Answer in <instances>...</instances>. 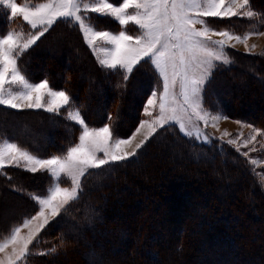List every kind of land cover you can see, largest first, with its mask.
I'll list each match as a JSON object with an SVG mask.
<instances>
[{
  "label": "trees",
  "instance_id": "16d2710c",
  "mask_svg": "<svg viewBox=\"0 0 264 264\" xmlns=\"http://www.w3.org/2000/svg\"><path fill=\"white\" fill-rule=\"evenodd\" d=\"M250 6L256 17L217 20L215 27L264 30V0ZM92 18L98 30L120 31L107 17ZM0 31H7L1 10ZM229 57L232 63L218 66L206 86L205 107L264 135V55ZM18 63L32 81L47 78L66 90L89 127L109 124L113 139L133 134L146 101L162 89L150 62L135 66L127 81L123 71L103 68L79 27L63 20ZM65 116V109L55 115L0 107V137L43 159L63 155L81 134ZM49 185L40 172L0 171V241L37 212L32 196ZM27 264H264V189L233 148L163 128L136 156L87 174L79 198L42 230Z\"/></svg>",
  "mask_w": 264,
  "mask_h": 264
},
{
  "label": "snow or ice",
  "instance_id": "6c2138e0",
  "mask_svg": "<svg viewBox=\"0 0 264 264\" xmlns=\"http://www.w3.org/2000/svg\"><path fill=\"white\" fill-rule=\"evenodd\" d=\"M0 6L10 9L12 18L21 16L31 30H36L23 32L9 28L6 32H0V106L17 110L44 109L55 115H60L61 109H65V118L81 127L78 143L70 146L65 154L47 159L37 157L7 137H0V171L8 165L23 166L33 173L46 170L52 179L43 196H32L39 205L37 214L23 221L22 226L27 228L33 221L40 220L35 231L23 239L19 235L21 227H14L0 243V252L8 244H20L18 251L13 249L14 256L8 257L7 264H16L25 259L30 254L29 245L49 223V215L56 217L62 211H67L66 206L79 198L82 178L89 174L90 169H102L110 163L136 156L137 150L158 128L178 125L185 136L195 137L202 143L210 144L217 139L203 132L198 122L203 121L206 126L211 122L216 126L228 117L203 106V89L217 62L224 65L232 63L226 51L235 47L230 41L241 43L251 35H264V32L240 35L228 29L216 30L204 19L256 17L258 14L251 9L250 0H122L120 3L110 0H23V3L0 0ZM88 13L111 17L121 26L132 23L138 27V32L133 35L126 30L118 33L97 30ZM58 19L77 25L97 56L98 63L113 72L123 69L124 81L128 80L133 68L145 60L154 66L162 78V91H153L144 109L145 114L151 117L152 111L149 109L158 106V114L150 121H141L136 132L148 125L149 133L132 151L122 148L123 145H130L131 139H113L109 124L99 128L89 127L66 90H56L47 78L32 81L19 66L18 61L23 53ZM196 25L201 27L197 28ZM214 36L222 39H213ZM255 47L252 45L253 49ZM246 51L250 52L247 46ZM177 85L179 93L176 92ZM108 119L111 121V115ZM236 123L243 124L242 121ZM189 125L194 130H188ZM246 126L253 128L252 125ZM253 131L256 135L261 134L259 129L253 128ZM225 135L230 134L225 132ZM256 135L245 140V146L255 141ZM235 142V139L227 141L228 144ZM242 154L248 155L247 152ZM251 163L255 165L257 161L252 160ZM64 180H70V187L61 186ZM46 209L49 215L45 214ZM48 251L54 253L56 248ZM38 254L47 255L48 252Z\"/></svg>",
  "mask_w": 264,
  "mask_h": 264
},
{
  "label": "rangeland",
  "instance_id": "374dc122",
  "mask_svg": "<svg viewBox=\"0 0 264 264\" xmlns=\"http://www.w3.org/2000/svg\"><path fill=\"white\" fill-rule=\"evenodd\" d=\"M20 1L19 3H23V0H18ZM0 10L5 18V21H6V24H7V30L9 28L11 29H14V30H17V31H23V32H28V31H36V30H31L30 29V26L27 25L26 22L23 21L22 17L21 16H17L15 18H12L11 17V14H10V9L9 10H6L4 9L2 6H0ZM89 16L91 17H96V16H100L98 14H95V13H88ZM106 17V16H104ZM109 19H111L112 21H114L117 25L120 26V31L121 30H126L129 34H137L138 32V27L132 23H129L127 26H121L118 21H116L115 19L111 18V17H107ZM232 18H235V17H231V18H214V17H207V18H204L208 21V24L210 27L216 29V30H220V29H217L215 26L218 25L217 23V20L220 21V20H229V19H232ZM249 19V18H248ZM252 19V18H251ZM59 21V19L57 20ZM56 21V22H57ZM55 22V23H56ZM54 23V24H55ZM93 23V22H92ZM53 24V25H54ZM94 24V23H93ZM52 25V26H53ZM51 26V27H52ZM77 26V25H76ZM197 28H200L201 25H196ZM50 29V28H49ZM98 30V29H97ZM106 31H110L112 33H118V32H114L112 30H106ZM1 32V31H0ZM247 32H264V30H259L258 28L256 29H249ZM246 33V32H245ZM243 33V34H245ZM236 34V33H235ZM243 34H240V35H243ZM213 39H222L221 37H218V36H214ZM226 39V38H224ZM86 41V40H85ZM37 42V41H36ZM87 43V42H86ZM101 43V42H98V44ZM229 43H232V44H235V47L234 48H227L226 51L228 53V55L231 53V51H238V52H242V53H245V54H257V53H264V35H251L249 36V38L247 39L246 42H241V43H237L235 42L234 40L233 41H230ZM88 45V44H87ZM252 45H255L256 47L253 49L252 48ZM33 46V45H32ZM31 46V47H32ZM246 46L247 48L250 50L249 51H246ZM30 47V48H31ZM89 47V45H88ZM29 48V49H30ZM89 49L91 50V52L93 53L92 51V48L89 47ZM26 52V51H25ZM24 52V53H25ZM23 53V54H24ZM94 55V54H93ZM96 60H97V56L94 55ZM146 61V60H145ZM142 62V61H141ZM221 65H224V64H221L219 62H217V66L213 69L212 71V74L213 72L216 70V68L218 66H221ZM137 66V65H136ZM226 66V65H225ZM154 67V66H153ZM121 71L124 72L123 69H120ZM157 71V70H156ZM159 74V73H158ZM212 77V75H211ZM210 77V79H211ZM161 79V85L163 86V80L162 78L160 77ZM210 79L208 80V82L210 81ZM208 82L206 83L204 89H203V93H202V97H203V106L205 107V104H204V95H205V90H206V86L208 84ZM159 91H162L159 90ZM158 91V92H159ZM176 92L179 93V86L177 85V88H176ZM150 98V97H149ZM148 98V99H149ZM147 104V101L143 107V110H142V119L141 121H145V120H148L150 121L151 119H153L157 114H158V106L155 108V109H152L150 108L149 110L152 111V116H148L145 114V106ZM0 107H4V106H0ZM206 108V107H205ZM11 109V108H10ZM13 110H17V109H13ZM20 110H44V109H20ZM189 111H191L189 109ZM193 120L195 121V118H193ZM141 121L139 122V125L137 126L140 127V124H141ZM237 120H232L230 118H228L227 120H221L219 121V123L216 125V126H213L211 124V122L206 126L204 124L203 121H199L198 122V126L199 128L207 133V134H210V136L212 137H215L217 139L213 140L212 143H202L201 140H197L195 137L193 138H189L187 136H185L183 134V132L180 131L178 125H173V126H165L164 128H167V127H173L175 128L180 134H182L184 137H186L187 139L195 142V143H198V144H203V145H211L215 142H218L220 144H225L227 145L228 147H231L233 148L235 151H237V149H239V151H237L244 159L247 160L248 164L250 165V167L253 169L254 173L256 174V176L258 177L263 189H264V135L261 134L260 135H256V133L253 131V128H249L247 127L246 125H250V124H247L245 122H243V124H238L236 123ZM74 122V121H72ZM75 123V122H74ZM76 124V123H75ZM78 125V124H77ZM80 126V125H79ZM81 128V127H80ZM136 128V129H137ZM136 129L135 131L133 132V134L126 138V139H131V144L130 145H123L122 148L123 150L125 151H132V149L135 147V145L137 143H139L142 139H144L145 135H148L149 133V128H148V125H145L144 128H141L140 129V132L137 133L136 132ZM163 128H158L156 133L161 130ZM256 129V128H255ZM188 130H194L192 128L191 125L188 126ZM225 132H227L228 134L230 135H225ZM154 133L153 135H151L149 137V139L143 144V146L156 134ZM239 134V135H237ZM253 135H256V140L255 141H251L247 144V146H245V140H248L251 136ZM134 137V138H133ZM229 139H235V144H228L227 141ZM142 146V147H143ZM141 147V148H142ZM140 148V149H141ZM138 149L137 152L140 150ZM247 152L248 155L245 156L243 155L242 153H245ZM98 155L100 156H103L102 153H99ZM40 158V157H39ZM43 159V158H41ZM252 160H256L257 163L255 165H253L251 163ZM23 161H21V165H23ZM115 163H118V162H115ZM111 164H114V163H110L109 165ZM107 166V165H106ZM6 167H16V166H11V165H8ZM5 167V168H6ZM17 168H20L24 171H27L25 170V168L23 166L21 167H17ZM95 170H99V169H90L89 170V173H91L92 171H95ZM27 172H31V171H27ZM43 173L45 175V177L48 179V182L49 184L52 183V179L50 177V174L46 171V170H39L37 172H34V173ZM33 173V172H31ZM84 178V177H83ZM83 178H82V181H83ZM50 186V185H49ZM48 186V188H49ZM61 186L62 187H70V180H64L62 183H61ZM47 188V189H48ZM46 189V190H47ZM46 193V191L41 194L40 196H43L44 194ZM35 201V200H34ZM36 202V201H35ZM72 203V202H71ZM70 203V204H71ZM37 204V202H36ZM69 204V205H70ZM69 205H67L66 207H68ZM38 208H37V212L39 211V205L37 204ZM37 212L32 215L31 217L35 216L37 214ZM64 211H62L59 215H61ZM45 214L46 215H49V211L46 209L45 210ZM58 215V216H59ZM58 216L56 217H51L49 215V223L44 227L46 228L51 222H53ZM29 217V218H31ZM41 223L40 220H36V221H33V223L31 225H29V227L25 228L23 227V223L19 226L21 227V231H20V238H23V239H27V237L30 235L31 232L35 231L36 227ZM43 228V229H44ZM42 229V230H43ZM42 230L39 231V233L36 235L35 239L33 240V243L29 245V252L31 253V247L32 245L36 242L37 238L39 237L40 233L42 232ZM11 234V232L9 233V235ZM8 235V236H9ZM8 236H6L5 238H3L0 243H3L4 239H6ZM19 242L15 245L13 244H8V246L4 249V251L0 252V264H7V260H8V257L9 256H14V252H13V249H19ZM29 256V255H28ZM27 256V257H28ZM27 257L23 260H20V261H17L16 264H27ZM257 261V260H256Z\"/></svg>",
  "mask_w": 264,
  "mask_h": 264
}]
</instances>
